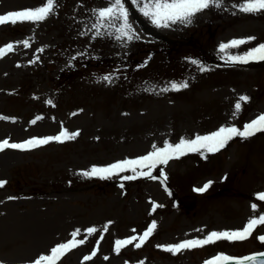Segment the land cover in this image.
Instances as JSON below:
<instances>
[{
    "label": "rangeland",
    "instance_id": "obj_1",
    "mask_svg": "<svg viewBox=\"0 0 264 264\" xmlns=\"http://www.w3.org/2000/svg\"><path fill=\"white\" fill-rule=\"evenodd\" d=\"M44 2L0 0V14ZM56 2L42 22L0 25V48L13 45L0 57V142L78 133L30 150L0 151V264H31L72 240L77 229L75 240L84 243L57 264H206L218 255L264 250L257 238L264 226L244 241L220 240L175 254L163 247L239 230L264 215V201L257 198L264 192V158L258 166L242 160L248 152L250 158L264 155V132L234 137L215 153L172 159L152 171L157 179L123 180L131 171L107 179L83 175L93 166L146 155L166 141L176 144L222 126L243 130L264 115V61L230 59L264 44V11L245 13L240 5L246 0H222L191 23L157 27L139 11L142 4L124 0L134 33L128 40L118 39L114 27L93 28L94 10L108 7L109 0ZM167 37L180 42L161 46L164 51L152 57L136 54L147 59L140 68L120 61L138 46L166 45ZM234 39L248 42L221 51ZM173 83L188 87L172 89ZM209 181L206 191H195ZM154 204L161 207L153 211ZM153 221L157 227L140 248L137 239L115 251L116 240L139 238ZM47 226L55 228L43 246ZM90 227L97 231L89 235Z\"/></svg>",
    "mask_w": 264,
    "mask_h": 264
},
{
    "label": "snow or ice",
    "instance_id": "obj_2",
    "mask_svg": "<svg viewBox=\"0 0 264 264\" xmlns=\"http://www.w3.org/2000/svg\"><path fill=\"white\" fill-rule=\"evenodd\" d=\"M222 0H133V3L141 5L139 11L157 27H168L169 23H191L192 18L199 12L208 9L210 6L220 7ZM58 6L56 0H45L42 6L36 8H27L17 11H9L6 14H0V25L8 23H39L48 18L52 14L55 8ZM97 16V23L93 25V28L99 29L103 27H114L116 32L119 33L118 39L126 37L128 40L134 38L132 25L129 22V11L125 7L124 0H109V6L100 10H94ZM240 11L245 13H255L264 11V0H246L245 3L240 5ZM120 22L117 26V22ZM99 34V32H98ZM254 38L249 37L248 40ZM245 39H234L228 44H222L220 46L221 51L226 48H235L248 42ZM25 47H29L27 40L22 41ZM13 45L10 43L5 48H0V57L5 55L6 51H12ZM42 51V49H41ZM234 63H248L250 61H264V44H260L258 47L250 49L243 55H236L230 57ZM195 63V61H193ZM104 80L110 82V76H104ZM172 89L179 90V88H186V83L177 85L173 83ZM240 101H247L249 97L241 96ZM242 108L240 102L235 104V110L238 112ZM35 123V121H33ZM257 132H264V115L259 116L257 119L252 120L243 126V130L235 127H220L217 131H214L207 135H197L194 139L181 138L179 143L172 144L165 142L163 147H157L153 145V151H150L146 155L140 156L136 159H124L107 166L98 167L93 166L90 171H85L83 175L88 177H99L101 179H107L120 173L131 171L133 175L123 176V180H133L138 177L146 176L152 179L157 177L152 175V171L159 165H167L172 159H178L190 152H208L215 153L225 148L230 140L234 137L247 138L255 135ZM78 133L69 134L67 131H61L59 135L49 136L45 138H32L23 143H10L8 140L0 142V151L5 148L30 150L31 148L46 145L51 141L63 142L64 140L74 139ZM203 154V152H202ZM140 169V171H138ZM143 169H148L144 171ZM161 175L166 181L167 177L161 171ZM4 181H0V187L4 185ZM211 184V181L204 184L203 187L195 189L197 192L206 191ZM258 200L264 201V192L258 194ZM12 199V197H9ZM161 205H153V211ZM257 205L253 204L252 208L255 210ZM258 226H264V215H259L258 218L250 219L247 224L239 230L233 231H212L206 238L202 240L191 239L184 240L181 243L163 246L164 250L177 253L185 249H191L195 247H202L204 245L215 243L220 240L228 241H244L253 235L255 229ZM156 222L153 221L147 230L139 238L133 236L127 240H116L115 251L120 252L121 248L133 243V241L139 239V242L135 244V247L140 248L152 235L156 229ZM107 231V226H105ZM79 229L74 231L71 235L72 240L66 243H59L55 247H52L50 254H41L37 259L33 261V264H57L63 255L79 244H83V240L76 241L75 237L79 234ZM96 228L90 227L87 229L89 235L95 233ZM261 242H264V235L257 237ZM96 252H92V256H95ZM264 256V253H260ZM256 256L245 257L244 260H256ZM91 259V256H85L84 260ZM206 264H244L243 260H236L233 257L226 255H218L212 260L207 261Z\"/></svg>",
    "mask_w": 264,
    "mask_h": 264
},
{
    "label": "bare ground",
    "instance_id": "obj_3",
    "mask_svg": "<svg viewBox=\"0 0 264 264\" xmlns=\"http://www.w3.org/2000/svg\"><path fill=\"white\" fill-rule=\"evenodd\" d=\"M259 161H260V159H255V160H253L252 163H253V164H257V163H259ZM43 224H44V222L41 223V226H44ZM54 228H55L54 226H47V228H46L44 234H43L42 237H41V238H43V240H42V244H43V246H45V244L47 243L48 239H49L50 236L52 235L51 233H53L52 231H53ZM38 234L40 235L39 232H38ZM50 234H51V235H50ZM32 235H34V233H33Z\"/></svg>",
    "mask_w": 264,
    "mask_h": 264
},
{
    "label": "water",
    "instance_id": "obj_4",
    "mask_svg": "<svg viewBox=\"0 0 264 264\" xmlns=\"http://www.w3.org/2000/svg\"><path fill=\"white\" fill-rule=\"evenodd\" d=\"M253 256H256V260L252 261V260H243L244 264H264V256L260 255V254H255Z\"/></svg>",
    "mask_w": 264,
    "mask_h": 264
},
{
    "label": "trees",
    "instance_id": "obj_5",
    "mask_svg": "<svg viewBox=\"0 0 264 264\" xmlns=\"http://www.w3.org/2000/svg\"><path fill=\"white\" fill-rule=\"evenodd\" d=\"M145 50V47L144 48H141V46L137 47V49L135 50V52L131 53L130 54V58H132L133 56H135L137 53H139L140 51H143ZM127 57V56H126Z\"/></svg>",
    "mask_w": 264,
    "mask_h": 264
}]
</instances>
